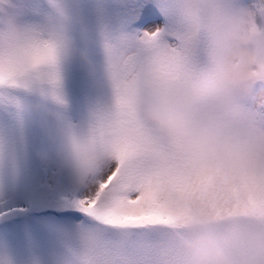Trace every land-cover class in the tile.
I'll return each mask as SVG.
<instances>
[{
	"label": "snow or ice",
	"instance_id": "obj_1",
	"mask_svg": "<svg viewBox=\"0 0 264 264\" xmlns=\"http://www.w3.org/2000/svg\"><path fill=\"white\" fill-rule=\"evenodd\" d=\"M222 3L233 19L264 30V0ZM35 14L39 22L21 25L26 56L0 44V110L11 121L0 122V192L29 150L56 160V150L66 148L85 183L73 185L65 204L85 219L79 246L57 264H187L173 235L196 220L214 226L237 264H264V103L231 118L216 112V78L192 0H46ZM68 37L76 45L71 58ZM85 62L100 92L78 126L68 114L66 74L72 66L84 70ZM105 64L134 90H109ZM33 109L38 120L29 144L23 114ZM206 116L238 156L254 163L257 177L234 184L176 149L172 134L202 126Z\"/></svg>",
	"mask_w": 264,
	"mask_h": 264
},
{
	"label": "rangeland",
	"instance_id": "obj_2",
	"mask_svg": "<svg viewBox=\"0 0 264 264\" xmlns=\"http://www.w3.org/2000/svg\"><path fill=\"white\" fill-rule=\"evenodd\" d=\"M203 3L204 0H192L194 21L206 46L209 64L217 83L218 90L212 94L210 102L216 112L231 118L247 104L254 101L264 103V85H257L251 98L235 91L230 93L228 84L221 76L219 52L223 46L222 41H210L197 25L198 13ZM45 8L46 0H0V12H7L6 17L0 16V44L13 50L14 27H19L22 33L21 25L39 22L40 17L35 13ZM50 25L51 36L55 39L57 30L54 17H50ZM64 43L67 56L71 58L76 55L75 42L68 37ZM84 70L72 66L66 74L70 105L68 114L78 126L86 120L88 108L100 92L87 77V74H92L91 66L87 62L84 63ZM101 71L104 84L109 90L117 85L123 87L127 93L134 90L131 85H124L121 78L106 64ZM20 96L26 102L32 100L22 93ZM36 111H40L39 106ZM23 120L25 135L31 144L38 115L34 109L26 110ZM0 122L11 124L2 110ZM201 127L211 134L221 148L220 160L213 169H218L237 185L241 184L245 177H257L254 163L238 156L232 150L219 135L211 116L205 117ZM59 164L71 172V180L67 174L61 172ZM84 183V178L78 174L76 163L68 156L65 147L56 150V160L40 158L29 150L21 159L19 175L15 181L9 182L0 192V214L5 216L0 220V259L9 261L10 264H34V261H39V264H57L66 256L69 247H78V225L83 223L85 218L74 208L68 207L65 201L73 199V185L79 188ZM187 227L173 235L177 248L188 236ZM208 233L220 241L214 226L208 225Z\"/></svg>",
	"mask_w": 264,
	"mask_h": 264
},
{
	"label": "clouds",
	"instance_id": "obj_3",
	"mask_svg": "<svg viewBox=\"0 0 264 264\" xmlns=\"http://www.w3.org/2000/svg\"><path fill=\"white\" fill-rule=\"evenodd\" d=\"M6 15V10L0 12V16ZM197 25L210 41H222L219 52L221 76L230 93L235 91L251 98L256 86L264 85V30H253L246 23L233 19L222 0H204ZM12 51L18 56H26L19 27H14ZM172 136L178 151L205 167L214 168L219 162L220 145L201 126L188 124ZM186 231L188 236L180 243L178 251L187 264H237L235 253L209 235L205 222L196 220Z\"/></svg>",
	"mask_w": 264,
	"mask_h": 264
}]
</instances>
